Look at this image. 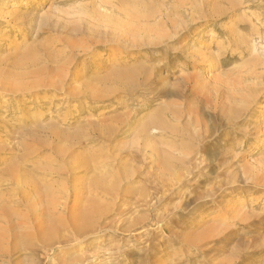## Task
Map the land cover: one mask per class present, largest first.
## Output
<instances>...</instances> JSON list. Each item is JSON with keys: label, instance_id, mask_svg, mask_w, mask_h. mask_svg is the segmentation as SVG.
Segmentation results:
<instances>
[{"label": "rangeland", "instance_id": "1", "mask_svg": "<svg viewBox=\"0 0 264 264\" xmlns=\"http://www.w3.org/2000/svg\"><path fill=\"white\" fill-rule=\"evenodd\" d=\"M263 48L264 0H0V264H264Z\"/></svg>", "mask_w": 264, "mask_h": 264}, {"label": "bare ground", "instance_id": "2", "mask_svg": "<svg viewBox=\"0 0 264 264\" xmlns=\"http://www.w3.org/2000/svg\"><path fill=\"white\" fill-rule=\"evenodd\" d=\"M141 8V9H140ZM124 15H125V17L124 18H120V17H116V18H111V17H108V18H106V23L107 24H109V26L111 27V29H112V31H113V34L115 35V36H117V37H121V36H123V35H125V34H128V32L130 31V29L131 28H134V27H136V28H139V29H143V30H145L146 28H147V24H146V20H147V18L148 17H150L151 16V13L150 12H147L146 10H145V7L144 6H142V7H138V6H135V7H130V8H126V9H124ZM149 33V31H147V32H145L144 34L146 35V36H150V34H148ZM149 39H150V37H149ZM251 46H248V49H249V52L253 55V54H255L256 53V46L255 45H252V44H250ZM127 50H128V48H126ZM129 49H130V47H129ZM132 49V48H131ZM263 50H264V48H263ZM211 61V60H210ZM213 62V61H212ZM213 63H215V62H213ZM207 67H209L210 65H211V62L210 63H208V64H205ZM211 66H213V65H211ZM215 66V65H214ZM207 71V69L204 71V72H206ZM252 95L253 96H262V95H264V85L263 86H259V87H257V86H255V88L253 89V92H252ZM252 95H250V97H252ZM250 101V100H249ZM253 101H254V99H253ZM263 107H264V105H262ZM261 106V107H262ZM262 107V108H263ZM247 112V111H246ZM154 122H156L155 120H154ZM158 122V121H157ZM150 123H153V122H150ZM146 125V124H145ZM148 125V124H147ZM147 125L146 126H142V127H140L139 128V130H138V133L134 136V139L131 141V145H132V147H134V148H136L137 150H142L143 152L145 151V152H147L148 154H149V152L150 153H152L153 154V152L156 150L155 148H156V146H157V144H155V146H154V143H155V141H153V136L152 135H157L158 133H162V131L163 130H165V129H161V128H151L150 130H148L150 127L148 126V128H147ZM159 126H161V125H159ZM162 127V126H161ZM53 128V127H52ZM165 128V127H164ZM53 131H54V129H53ZM172 131V130H171ZM164 132V131H163ZM176 132V131H175ZM166 147H168V146H166ZM5 147L4 146H2V144H1V142H0V165H2V164H4L3 162H4V157H3V155H4V152H5V149H4ZM173 148V147H172ZM159 148H157V150H158ZM173 150H174V152H175V150H178V149H174L173 148ZM169 151H172V150H169ZM166 152H168V150H166ZM166 152H161L163 155L164 154H167ZM178 152V151H177ZM183 152V151H182ZM179 153H181L180 151H179ZM179 153H178V155H179ZM147 154V155H148ZM156 154H157V151H156ZM169 154H170V152H169ZM160 155V154H159ZM174 155V154H173ZM177 155V154H176ZM175 155V156H176ZM177 155V156H178ZM181 155H182V153H181ZM180 155V156H181ZM150 156V155H149ZM161 157H162V155H160ZM159 156V157H160ZM167 156H168V154H167ZM176 156V157H177ZM180 156H178V158H180ZM157 157H158V155H157ZM156 157V158H157ZM165 157V156H164ZM170 157V156H169ZM174 157V156H173ZM163 158V157H162ZM170 158H172V156L170 157ZM178 158H176V159H178ZM158 159V158H157ZM161 159V158H160ZM159 159V160H160ZM163 159H166V160H163ZM162 159V162L163 161H167V162H169L168 160H167V158L165 157V158H163ZM161 161V160H160ZM174 161V160H173ZM177 161V160H176ZM162 162H160L161 164H162ZM181 162V161H180ZM169 163H167V165H166V163H165V165L166 166H169V167H166V169L168 168V169H170V165H168ZM160 165V164H159ZM163 166V165H162ZM163 167H165V166H163ZM163 170H164V168H163ZM171 170H173V169H171ZM171 170H169V171H171ZM165 171V170H164ZM163 171V172H164ZM168 171V170H167ZM174 171V170H173ZM172 171V172H173ZM170 174H172L171 172H170ZM169 174V175H170ZM43 189V188H42ZM45 191H46V193L48 192V189L47 188H45L44 189ZM38 193V192H37ZM36 193V195H38ZM42 193V192H41ZM41 193H39V194H41ZM35 195V196H36ZM42 195V194H41ZM48 195V194H47ZM37 197V196H36ZM45 197V196H44ZM75 197V196H74ZM77 197V196H76ZM76 197H75V199H76ZM31 198H32V196H31ZM34 199V198H33ZM42 199H43V196H42ZM77 199H78V197H77ZM76 199V200H77ZM73 201V200H72ZM66 202V201H65ZM64 202V204H66ZM40 203H42V202H40ZM73 203V205H74V203L75 202H72ZM52 205H53V203H51ZM70 205V204H69ZM74 206H76V205H74ZM73 206V207H74ZM67 207L69 208V206L67 205ZM71 207H72V205H71ZM70 207V208H71ZM64 208V207H63ZM65 211V210H64ZM89 211H91V210H89ZM90 214V213H89ZM85 218V217H84ZM89 220H90V218H89ZM88 220V221H89ZM82 221H85V219L84 220H82ZM86 221H87V219H86ZM87 221V222H88ZM76 223V222H75ZM83 223V222H82ZM85 223V222H84ZM83 223V224H84ZM50 224V223H49ZM81 224V223H80ZM80 224H79V226H80ZM87 224V223H86ZM82 225V224H81ZM85 225V224H84ZM88 225V224H87ZM40 226H43L44 227V225H37V229L38 230H41V229H39V227ZM52 226V225H51ZM89 226L91 227V225L89 224ZM50 227V226H49ZM82 227V226H81ZM41 228V227H40ZM46 228H48V227H46ZM80 228V227H79ZM84 228V227H83ZM87 228V227H86ZM49 230H50V228H48ZM53 229V228H52ZM55 229V228H54ZM75 229V228H74ZM91 229V228H90ZM1 230V229H0ZM38 230H36V231H38ZM42 230L44 231L45 230V228L43 229L42 228ZM54 231V230H53ZM58 231H59V229H58ZM104 231V230H103ZM5 232V231H4ZM40 232V231H39ZM48 233H46V234H48L49 235V231H47ZM51 233H54V232H52V231H50ZM7 233V232H6ZM37 233V232H36ZM44 233H45V231H44ZM78 233V232H77ZM87 233V232H86ZM90 233V232H89ZM55 234V233H54ZM76 234V233H75ZM75 234H73V235H75ZM81 234H82V232H81ZM96 234V233H95ZM41 235V234H40ZM52 235V234H51ZM59 235V234H58ZM80 235V234H79ZM83 235V234H82ZM87 235H90V234H88L87 233ZM97 235V234H96ZM45 236V235H44ZM60 236V235H59ZM76 236V235H75ZM78 236V235H77ZM4 237H6V236H4ZM50 237H52V240L54 239V240H58V241H55V242H59V240L60 239H55V238H53V236H50ZM55 237H56V234H55ZM83 237V236H82ZM85 237V236H84ZM57 238V237H56ZM44 239H45V237H44ZM66 239V238H65ZM65 239H64V241H65ZM87 239H89V240H92V245H93V243H94V239H95V235L94 236H92V234L90 235V237L89 238H87ZM2 240H3V238H2ZM51 240V241H52ZM53 240V241H54ZM44 241V240H43ZM50 241V240H49ZM52 241V242H53ZM61 241H62V239H61ZM82 242L79 240V241H76V243H75V245H74V243H73V245L74 246H78V245H80ZM89 243V242H88ZM96 243V242H95ZM54 244V243H53ZM44 245V244H43ZM49 245V244H48ZM52 245V244H51ZM72 245V244H71ZM71 245H69V246H71ZM82 245V244H81ZM56 246H58V244L56 245ZM5 248H6V246H4ZM46 247V246H45ZM1 248H2V246H1ZM50 249V248H49ZM70 250V247L69 248H66V249H64L63 250V252H68ZM3 251V250H2ZM62 251V250H61ZM91 261V260H90ZM89 261V262H90ZM84 262V261H83ZM87 262V261H86Z\"/></svg>", "mask_w": 264, "mask_h": 264}]
</instances>
